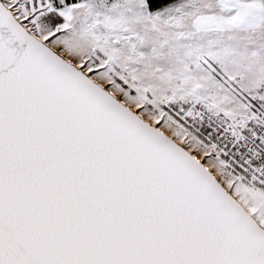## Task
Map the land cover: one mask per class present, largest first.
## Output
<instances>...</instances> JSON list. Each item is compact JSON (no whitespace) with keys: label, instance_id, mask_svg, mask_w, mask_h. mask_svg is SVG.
<instances>
[{"label":"snow or ice","instance_id":"obj_1","mask_svg":"<svg viewBox=\"0 0 264 264\" xmlns=\"http://www.w3.org/2000/svg\"><path fill=\"white\" fill-rule=\"evenodd\" d=\"M0 264H264V0H0Z\"/></svg>","mask_w":264,"mask_h":264}]
</instances>
